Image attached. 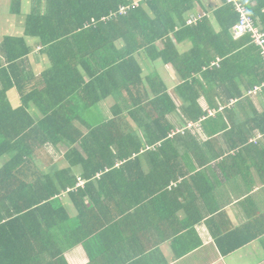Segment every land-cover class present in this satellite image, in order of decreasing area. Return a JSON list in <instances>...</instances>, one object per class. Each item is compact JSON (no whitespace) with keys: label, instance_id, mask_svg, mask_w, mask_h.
<instances>
[{"label":"crops","instance_id":"obj_1","mask_svg":"<svg viewBox=\"0 0 264 264\" xmlns=\"http://www.w3.org/2000/svg\"><path fill=\"white\" fill-rule=\"evenodd\" d=\"M127 1L120 9L142 5V18L91 17L44 49L25 30L49 0H0V46L11 36L30 48L18 68H0V135L47 116L69 141L17 139L0 169L30 185L40 172L76 185L22 213L29 240L16 225L10 264H264V48L216 18L222 0H180L158 38L145 25L163 10ZM239 3L264 34V0ZM108 122L135 142L100 143ZM61 169L68 176H54Z\"/></svg>","mask_w":264,"mask_h":264},{"label":"trees","instance_id":"obj_2","mask_svg":"<svg viewBox=\"0 0 264 264\" xmlns=\"http://www.w3.org/2000/svg\"><path fill=\"white\" fill-rule=\"evenodd\" d=\"M160 1L163 2V6L161 8H159ZM222 2L223 6L216 10L214 15L219 20L226 21L228 23L226 29L229 31V29H231V27H233L238 21L239 15L233 11L232 4H226V0H222ZM49 3V11L38 17L37 19L39 20L33 23L32 18L29 17L28 21H26L27 25L25 30V36L31 35L33 38L39 39V42L42 44L44 49L54 48L59 41L58 39H62L64 35V37H67L68 34L78 33V30L83 28L91 17H94L97 20L101 17L104 19L114 17L127 22L129 18L138 19L142 18L144 15L142 5L134 9H127L126 14L122 15L120 13V7L127 6L129 4L127 0H49ZM258 4V7L263 5L261 1H259ZM146 5L155 13H157L159 9L163 10L158 18L145 25L147 33L149 35L152 34L155 38H158L157 32L159 27L164 25L167 21L173 20L175 14H177V11L181 6L180 0H147ZM250 14L253 15L251 11ZM67 18H75V20L79 19L80 21L73 24H61L62 20ZM52 20L54 22L57 21L58 23L52 24ZM137 27H139V32L142 33V26ZM48 36L51 37L47 38ZM247 37V40L251 43L250 37L248 35ZM0 49L4 59V63L0 60V68H18V61L27 57L30 52V48L27 46L24 37L6 36L1 42ZM6 71V69L3 70V72ZM0 79L4 84L5 82L3 80L5 79H3V77H0ZM3 84L0 88V100L2 101H4L5 94L8 89V86ZM14 112L25 113L24 109L21 107ZM49 118L50 117L47 118L46 116L42 121H40L39 125L30 129L29 132L26 130L29 129L28 126L30 125V122L23 124L20 128H17L15 133L11 135H0V156L14 148V144L11 145L12 143L22 142L25 145L30 140V136L32 137L33 143L38 144L40 147L48 142L52 144L66 142L69 144L67 139L61 137L60 135H56L55 133V130L61 132L62 126L58 124L56 120L49 121ZM151 123L153 124V127H159L158 119H154ZM111 125H113V122H108L98 128V130L102 129L106 131V133L102 136L103 142L100 143L107 145H124L135 142V139L132 136L120 132V129L117 127L115 133L114 130L110 129ZM1 129L6 130V127L3 126ZM169 130L170 128L165 131L164 135L157 139L163 141L162 143L164 144H171L172 141H170L167 136ZM22 132H25L26 134H23ZM72 142H74L73 139ZM14 158L15 156H13L10 161L14 160ZM119 159L123 158L120 157ZM67 171V169L58 170L54 173V176L56 174L58 176H68ZM14 173V168L9 167V164L8 167L0 169V264H10L17 259V256H19L20 247L16 248V242H14L15 238L18 239V232L16 233L15 230L16 225L19 226L18 228L20 229L21 235L26 236L27 240H29V228H25L24 226L22 227V220L25 216H30V214L22 215V213L27 212L30 209L43 210L49 206L51 207V202L49 201L54 200L53 198L59 196L62 191L70 193L71 190L76 188L74 183H67L66 185L60 186L47 183L46 179L49 175L45 172H40L39 183L32 185L18 180ZM22 173L23 171L20 170L19 174ZM57 187H59V189ZM31 195L35 196L34 199H31Z\"/></svg>","mask_w":264,"mask_h":264},{"label":"built area","instance_id":"obj_3","mask_svg":"<svg viewBox=\"0 0 264 264\" xmlns=\"http://www.w3.org/2000/svg\"><path fill=\"white\" fill-rule=\"evenodd\" d=\"M226 3L232 4L239 15V20L233 27L234 33L238 36L243 34H249L251 36L252 42L263 49L264 34L260 33L254 26V22L252 18L248 15L246 9L239 3L238 0H226ZM125 9L126 8H121L120 10L123 11ZM262 54L264 56V49L262 51Z\"/></svg>","mask_w":264,"mask_h":264},{"label":"rangeland","instance_id":"obj_4","mask_svg":"<svg viewBox=\"0 0 264 264\" xmlns=\"http://www.w3.org/2000/svg\"><path fill=\"white\" fill-rule=\"evenodd\" d=\"M126 12H127V8H126L125 10H123V11L120 10V13H121L122 15H125ZM4 17L7 18L6 15L2 16V18H4Z\"/></svg>","mask_w":264,"mask_h":264}]
</instances>
